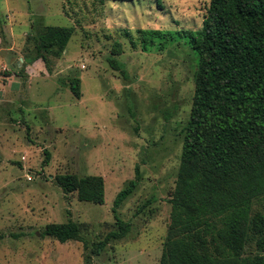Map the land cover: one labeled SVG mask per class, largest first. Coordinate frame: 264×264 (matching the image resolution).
<instances>
[{
  "label": "rangeland",
  "instance_id": "1",
  "mask_svg": "<svg viewBox=\"0 0 264 264\" xmlns=\"http://www.w3.org/2000/svg\"><path fill=\"white\" fill-rule=\"evenodd\" d=\"M209 4L0 0V264L160 263L195 92L198 54L182 31L200 29ZM44 25L74 34L61 55L24 62ZM144 30L160 33L145 40ZM76 77L80 98L70 87ZM137 166L138 187L118 209L129 232L96 255L94 245L118 230L114 200ZM63 173L102 175L104 204L65 194ZM254 209L264 212V199ZM69 219L88 248L41 234Z\"/></svg>",
  "mask_w": 264,
  "mask_h": 264
},
{
  "label": "trees",
  "instance_id": "2",
  "mask_svg": "<svg viewBox=\"0 0 264 264\" xmlns=\"http://www.w3.org/2000/svg\"><path fill=\"white\" fill-rule=\"evenodd\" d=\"M182 32L198 54L195 92L159 264H264V212L254 209V202L264 199V0H210L202 27ZM142 33L146 40L160 31ZM73 34V26H41L34 35L36 55L24 62L45 60V53L61 55ZM120 49L117 42L113 54ZM108 61L128 78L116 57ZM70 87L82 96L79 77ZM140 177L137 166L136 177L114 200L118 230L97 242L94 254L129 232L130 222L118 209ZM56 181L80 201L105 202L102 175L63 173ZM41 234L62 243L82 241L88 248L72 219L49 223ZM250 246L253 251L247 252Z\"/></svg>",
  "mask_w": 264,
  "mask_h": 264
}]
</instances>
